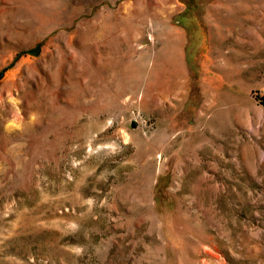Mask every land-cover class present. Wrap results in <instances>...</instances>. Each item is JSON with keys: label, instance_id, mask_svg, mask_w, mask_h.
Segmentation results:
<instances>
[{"label": "rangeland", "instance_id": "obj_1", "mask_svg": "<svg viewBox=\"0 0 264 264\" xmlns=\"http://www.w3.org/2000/svg\"><path fill=\"white\" fill-rule=\"evenodd\" d=\"M0 264H264V0H0Z\"/></svg>", "mask_w": 264, "mask_h": 264}]
</instances>
